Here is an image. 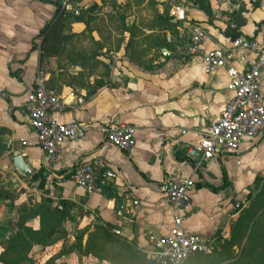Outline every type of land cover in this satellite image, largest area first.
Instances as JSON below:
<instances>
[{"label": "crops", "instance_id": "1", "mask_svg": "<svg viewBox=\"0 0 264 264\" xmlns=\"http://www.w3.org/2000/svg\"><path fill=\"white\" fill-rule=\"evenodd\" d=\"M86 3L99 7L102 0H73L77 13L62 12L56 4L41 0H0V180L14 176L21 186L16 191L6 187L13 196L11 202L0 200V206L15 214L0 221V243L13 235L21 223L37 229L39 217L25 215L36 211L43 198L50 197L71 203V210L84 212L78 225L80 231L87 229L81 240L83 247L89 232L98 225L150 258L148 235L167 234L172 226L170 207L156 189L167 179L186 177L194 179L195 187L184 221L185 231L213 240L228 237L231 225L239 219L235 205L256 178L264 183V132L243 141L237 152L221 153L211 160H201L194 152L188 155V148L202 138L230 98L225 70L206 73L203 54L218 46H229L240 37L264 41V8L247 0H204L206 11L197 0H183L173 4L168 13L171 16L173 6L183 5L186 22L171 16L177 24L175 33L163 31L170 47L158 51L149 46L147 54H151L146 63L131 60L123 47L117 54L119 58L110 62L108 75L97 66V75L54 79L41 55L43 32L60 16L78 15L77 5ZM232 28L240 33L239 37L231 39L226 35ZM197 31H203L205 36L199 51L191 53V37ZM39 68L49 75L51 88L65 105L62 120L74 116L85 126L82 137L61 146L55 168L48 166L24 107ZM117 72L120 76H116ZM80 78L92 86L71 84ZM261 97L264 103V70ZM111 122L135 127L136 143L131 152L107 143L102 129ZM16 155L24 158L30 176L15 169L11 156ZM95 158H104L116 177L97 193L87 195L74 184L70 171L75 164ZM35 174L37 178L33 180ZM40 180L42 188L38 187ZM207 185L224 187L213 192ZM133 200L138 204L132 205ZM120 205L124 208L120 209ZM66 223L62 222L64 228ZM57 234L46 245L32 247L47 251L39 254L38 263L115 264L76 250L56 255L63 243L70 245L75 240L67 234L64 242L56 238Z\"/></svg>", "mask_w": 264, "mask_h": 264}, {"label": "built area", "instance_id": "2", "mask_svg": "<svg viewBox=\"0 0 264 264\" xmlns=\"http://www.w3.org/2000/svg\"><path fill=\"white\" fill-rule=\"evenodd\" d=\"M41 1L56 4L62 12L77 13L73 0ZM247 1L264 8V0ZM170 14L181 23L187 20L183 5L173 6ZM204 36L203 31L192 35L189 52L199 51V43ZM203 64L206 73L224 69L229 80L226 89L230 98L227 104L206 127L202 138L188 148V155L194 152L201 160H211L221 153L237 152L243 141L264 132V103L261 97L264 41L237 38L229 46H218L205 52ZM116 76H120V72ZM49 78L43 69L36 70L32 89L25 97L24 107L48 166L55 168L59 162L61 146L67 141L82 137L85 126L74 116L68 121L62 120L65 105L49 86ZM102 130L109 145L128 153L134 148L136 129L133 125L111 122ZM198 165L196 166L199 167ZM70 175L74 184L87 195L97 193L116 177L115 171L104 158L79 162L72 167ZM194 187L195 181L192 177L170 178L157 187L160 198L170 207L172 226L167 234L148 235L151 259L161 264H185L197 254H208L212 251L215 242L212 238L189 233L184 229ZM137 204V200L132 201V205ZM119 208L124 207L120 205Z\"/></svg>", "mask_w": 264, "mask_h": 264}, {"label": "rangeland", "instance_id": "3", "mask_svg": "<svg viewBox=\"0 0 264 264\" xmlns=\"http://www.w3.org/2000/svg\"><path fill=\"white\" fill-rule=\"evenodd\" d=\"M176 2H183V0H102L99 7H97V4L87 3L77 5V8L80 9H77L79 11L78 15L67 14L62 16L65 20L60 23L62 28L57 31L59 36L57 45L54 47V54L45 58L44 67L49 70L51 77L53 76L54 79L66 80L69 76L97 75V66L103 68V73L108 75L110 62L114 58H119L117 54H120L123 47L131 60L146 63L147 57L151 54H147L151 50L147 41V37L151 33L148 34L147 31L156 30L157 33L162 31L157 26V16L168 11L173 4H177ZM92 5L93 8H90ZM126 44L128 45L126 46ZM76 79L71 83L74 86H92L87 85L84 79ZM0 182L2 183V189H0L1 199L4 196L6 198L7 193L11 195L7 188L16 191L21 187L20 181L14 176H7L5 180H0ZM23 182L26 184L27 181ZM28 183L30 184L29 180ZM263 187L264 183L258 182L239 199V203L243 206L238 212L241 225L234 230V245L229 250L232 255L237 256L240 254L244 241L251 230L258 241L254 249L255 253L259 256L260 251L264 252V241H262L264 237ZM249 192L252 194V198L246 200L245 197ZM25 198L27 197L24 196ZM49 199L55 203L61 201L59 199L53 200L50 197ZM71 208L70 215L66 220V228L61 224L56 235V238L65 239L64 242L67 241L65 238L67 234L77 238L81 233L78 225L84 212L79 211V209L71 210ZM7 213V209L0 206V221L5 222L7 217L15 215L14 212ZM261 214H263L262 217ZM88 217L91 216L88 215ZM231 227L233 228V224ZM2 245L3 243H0V251ZM60 247L62 248L57 250L56 255H62L70 249L77 248V242L74 240L70 245L66 242ZM92 248H95L97 252V240ZM98 249L100 253H109L111 257L123 256L124 253L106 244L99 245ZM46 252L44 248H32L28 251L27 259L19 264H41L37 261L39 254H47ZM219 258L216 255L213 259L210 258V261L207 260L205 264L229 263V261L219 262ZM107 260L109 261L108 258ZM57 263L54 262V264Z\"/></svg>", "mask_w": 264, "mask_h": 264}, {"label": "trees", "instance_id": "4", "mask_svg": "<svg viewBox=\"0 0 264 264\" xmlns=\"http://www.w3.org/2000/svg\"><path fill=\"white\" fill-rule=\"evenodd\" d=\"M200 2V7L203 10L207 11L206 6L204 5V0H197ZM179 3V2H176ZM93 8V5L90 7ZM65 18L61 16L56 19L51 27H47L43 32V41L41 45V55L46 58L53 56L54 47L57 45L58 39V29L62 28L60 24L64 21ZM157 26L162 31H170L171 33H175L177 24L172 21V17L169 15L168 11L162 12L157 16ZM162 31L158 33L151 34L147 37V41L149 46H152L156 49L162 47H170V43L166 41ZM226 35L231 39H235L240 36V33L236 31V28L229 29L226 32ZM128 45V44H127ZM49 86L50 82H49ZM37 175H33L32 179H36ZM225 180V176H223ZM226 181V180H225ZM258 179L256 178L254 181V185L258 183ZM1 183V182H0ZM39 188L43 187V181L40 180L38 185ZM207 187L213 191L218 192L221 188L224 187H213L211 185H207ZM264 188V187H263ZM0 189L2 186L0 184ZM7 193V191H6ZM252 194L249 192L246 196V200H251ZM10 199L12 200V196L7 193V197L0 200ZM70 207L72 204L61 200L58 203L53 202L49 198H43L41 202H39L36 206V211L26 213L25 217L30 218L34 216L39 217V227L37 229H33L29 226L19 225V229L11 235L2 245V249L0 251V264H19L22 261L27 259L28 251L36 245V244H47L50 242L52 237L58 233V230L63 221L67 220L70 215ZM242 204H236V211L239 212L242 209ZM263 214H261L262 217ZM245 220V219H243ZM240 218L237 220L232 228L231 234L229 237L222 239L221 237H216L213 249L208 254H197L194 257L189 258L185 264H205L210 258L213 259L216 255L219 258V262L221 261H229L228 264H264V252L260 251L259 256L255 253L256 247V236L251 230L244 241V244L241 248L239 255H232L230 253V249L234 245L235 238V229H238L240 226ZM87 231V229L81 230V233L77 238H75V242H77V248L70 249V251L76 250L79 253L91 254L95 257L105 259H109L110 262L115 264H161L159 261H156L151 258H147L145 254L137 251L131 244H128L113 234H111L105 227L95 225L94 228L89 232L87 236L86 243L84 247L81 244L82 236ZM97 240V252L95 248H92L94 243ZM79 241V242H78ZM264 241V237L262 238ZM110 245L113 248H117L119 251H123V256L119 257H111L109 253H100L99 245Z\"/></svg>", "mask_w": 264, "mask_h": 264}, {"label": "water", "instance_id": "5", "mask_svg": "<svg viewBox=\"0 0 264 264\" xmlns=\"http://www.w3.org/2000/svg\"><path fill=\"white\" fill-rule=\"evenodd\" d=\"M163 53H165L164 50H163ZM11 160L13 162L15 169L17 171H19L23 176L28 177L31 175V171H30L27 163L24 161V158L22 156H20V155L11 156ZM111 229L113 231L117 232V230L115 228L111 227Z\"/></svg>", "mask_w": 264, "mask_h": 264}]
</instances>
